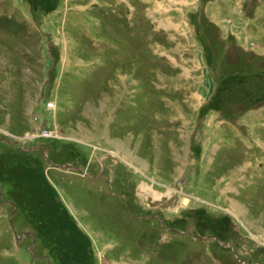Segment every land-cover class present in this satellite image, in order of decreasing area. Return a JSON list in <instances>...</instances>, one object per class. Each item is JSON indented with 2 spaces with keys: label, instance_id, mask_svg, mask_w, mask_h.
Instances as JSON below:
<instances>
[{
  "label": "rangeland",
  "instance_id": "obj_1",
  "mask_svg": "<svg viewBox=\"0 0 264 264\" xmlns=\"http://www.w3.org/2000/svg\"><path fill=\"white\" fill-rule=\"evenodd\" d=\"M212 1L0 0V264H264V34Z\"/></svg>",
  "mask_w": 264,
  "mask_h": 264
},
{
  "label": "crops",
  "instance_id": "obj_2",
  "mask_svg": "<svg viewBox=\"0 0 264 264\" xmlns=\"http://www.w3.org/2000/svg\"><path fill=\"white\" fill-rule=\"evenodd\" d=\"M216 2L217 1L209 2L210 6H208V10L210 19L215 24L225 26L224 28L227 29V32L230 33V36L232 35V33H234L236 37L239 38V40L246 43V46H248V43L246 41H248L249 39L259 40L262 37L261 35L264 34V32L260 30L263 28H260L261 26L258 24V20L260 18L259 16H257V19L254 20V24H258L260 26L258 27L259 31L257 32L258 34H256V37L253 38V36L251 37L250 35H248V33H246L247 20L246 18L241 17L243 16L242 0H220L223 6L217 5ZM219 6L222 7L220 10L217 9ZM242 19H244V22L242 21Z\"/></svg>",
  "mask_w": 264,
  "mask_h": 264
},
{
  "label": "flooded vegetation",
  "instance_id": "obj_3",
  "mask_svg": "<svg viewBox=\"0 0 264 264\" xmlns=\"http://www.w3.org/2000/svg\"><path fill=\"white\" fill-rule=\"evenodd\" d=\"M15 143L18 144V145H20V142H17V141H16ZM19 150H21V149H19Z\"/></svg>",
  "mask_w": 264,
  "mask_h": 264
},
{
  "label": "trees",
  "instance_id": "obj_4",
  "mask_svg": "<svg viewBox=\"0 0 264 264\" xmlns=\"http://www.w3.org/2000/svg\"><path fill=\"white\" fill-rule=\"evenodd\" d=\"M255 70H256V68H255Z\"/></svg>",
  "mask_w": 264,
  "mask_h": 264
}]
</instances>
